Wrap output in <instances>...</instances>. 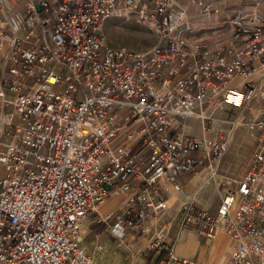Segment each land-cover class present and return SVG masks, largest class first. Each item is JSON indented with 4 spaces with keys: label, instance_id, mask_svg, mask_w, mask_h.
Segmentation results:
<instances>
[{
    "label": "built area",
    "instance_id": "obj_1",
    "mask_svg": "<svg viewBox=\"0 0 264 264\" xmlns=\"http://www.w3.org/2000/svg\"><path fill=\"white\" fill-rule=\"evenodd\" d=\"M253 1L0 0V264H95L88 217L146 233L181 175L226 151L238 126L252 139L244 168L215 211L181 202L180 226L207 242L223 230L225 264H264V8ZM122 13L157 42L109 44L103 21ZM224 108L235 114L213 116ZM117 195L122 208L101 217ZM146 247L147 264H204L160 233Z\"/></svg>",
    "mask_w": 264,
    "mask_h": 264
},
{
    "label": "rangeland",
    "instance_id": "obj_2",
    "mask_svg": "<svg viewBox=\"0 0 264 264\" xmlns=\"http://www.w3.org/2000/svg\"><path fill=\"white\" fill-rule=\"evenodd\" d=\"M224 1L227 5H231V7H235L238 5H245L248 3H253V0H219ZM262 2L263 0H259ZM107 23L110 26H107ZM102 32L104 33L106 40L109 44L114 46H125L127 48L132 49H145L152 46L154 43L157 42V38L153 33L148 31L143 26L136 23L130 15H126L122 13L121 15H110L106 17L102 24ZM228 114H235L231 111H227L226 108L224 109H216L213 113V116L216 118H224ZM192 128L194 131L200 132L202 128L196 121L190 120ZM215 124V121H214ZM199 128V129H198ZM252 139L247 134V130L244 126L236 127L233 132L231 133V143L228 149L222 153L219 157H212L211 161H204L200 167L197 168L196 172L187 173L186 174V182L194 176L195 174H204L208 180L204 182L200 187L197 185H190L188 190L183 186L182 190H171L168 193V200L166 201V209L164 216L166 215L168 220H172L173 216L178 212L179 206L183 201H191L199 206L206 208L210 211H215L217 204L220 201L222 194L225 190L231 187L229 181L232 177L239 174L245 166L246 158L249 153L251 147ZM219 159L218 164L215 166V159ZM213 170V173L211 172ZM180 201V202H179ZM99 209V208H98ZM175 209L177 212L175 213ZM178 214L177 222L180 225L181 221V213ZM92 219L91 224L86 223V228L84 231V240L83 245L85 248L90 251L92 254H95V245L98 241L92 243L91 240V233L94 230H99L104 234H109V230L107 227V223L104 221H96L95 219L99 218L97 214H93L88 219ZM100 219V218H99ZM85 220V221H86ZM84 221V223H85ZM155 220L153 221V224ZM192 228L195 233H197L198 226L197 224L192 223H183L181 227ZM90 229H92L90 231ZM106 229V230H104ZM218 232L215 240L218 239ZM221 233L225 234V236L230 240L231 238L222 230ZM130 234L133 235L130 241L136 242V240L140 237H145L144 232L140 229L131 230ZM112 236V235H111ZM198 239L205 243V239L203 236L197 235ZM92 243V244H90ZM233 243L229 244L227 251L221 254V251H215L214 257L220 259V264H225L230 253L232 250ZM130 246V245H129ZM131 247V246H130ZM95 248V249H94ZM94 249V250H93ZM98 251V250H97ZM96 251V252H97ZM147 248V253H150V259L153 258L154 253ZM102 252V251H100ZM131 252L126 248L125 250L116 249L115 252L112 254L111 259H129ZM94 256V255H93ZM95 262V260H94Z\"/></svg>",
    "mask_w": 264,
    "mask_h": 264
},
{
    "label": "crops",
    "instance_id": "obj_3",
    "mask_svg": "<svg viewBox=\"0 0 264 264\" xmlns=\"http://www.w3.org/2000/svg\"><path fill=\"white\" fill-rule=\"evenodd\" d=\"M261 7L264 8V0L261 3ZM17 8L22 9L23 3L19 2L17 4ZM107 26H110L109 23H107ZM6 76L4 66L0 62V81L2 77ZM193 121V120H192ZM190 122V121H189ZM190 131H192L194 134L199 136H205L208 135L206 131H199L195 132L192 127L188 128ZM2 130V122L0 123V132ZM230 143H231V137H230ZM230 146V144H229ZM219 162V159H215L214 165L216 166ZM181 180H186V174L181 175ZM208 178L203 174H195L192 176L188 182H184L185 188L188 190L190 185H197L201 186L204 182H206ZM182 181V183H183ZM199 181V183H198ZM180 202V201H179ZM123 206L122 203V195L117 196H111L106 201H104L99 206V215L101 217L105 216L107 213L113 211V213L119 211ZM177 212V209H175V213ZM172 220H168L166 215L164 214L162 216H150L146 220V233L145 237H139L133 246H129L130 241L133 240V235L130 234L131 231L127 232L125 236L119 235L120 233L114 232L112 234L110 231L109 234H104L103 232H100L99 230H94L93 233H91V242L94 243L96 241H101L105 246V251H97L95 250L94 260L95 264H147L154 260L155 254L152 259H150V253H147V247L146 242L148 240L149 235L152 234H158L160 233L166 241L172 244L174 250L184 257L191 258L193 260L200 261L204 264H220V259H217L214 257L215 251L219 250L222 253H225L227 251V248L229 244H231L233 241L232 239H228L225 234L221 233L222 230H218L219 235L217 240H212L210 242L205 241L203 243L201 240L198 239L197 235H200L197 231H195L192 228H186L181 227L178 220V214L176 213ZM96 221H99L100 219L96 218ZM155 220V223L153 224V221ZM101 221V220H100ZM86 223L89 225L92 223V219H88L85 221V223L82 226V233L84 234ZM166 223H169V226L166 227ZM92 229H90L91 231ZM106 230V229H104ZM201 236V235H200ZM217 236V235H216ZM90 243V244H92ZM128 249L131 252L129 259H111L112 254L115 252L116 249L125 250ZM95 249V248H94ZM93 249V250H94ZM97 251V252H96ZM152 251V250H150ZM149 251V252H150ZM153 252V251H152Z\"/></svg>",
    "mask_w": 264,
    "mask_h": 264
},
{
    "label": "bare ground",
    "instance_id": "obj_4",
    "mask_svg": "<svg viewBox=\"0 0 264 264\" xmlns=\"http://www.w3.org/2000/svg\"><path fill=\"white\" fill-rule=\"evenodd\" d=\"M230 137H231V135H230ZM229 144H230V139H229ZM228 147H229V145H228ZM227 149H228V148H227ZM227 149H226V150H227ZM224 152H225V151H224ZM224 152H223V153H224ZM211 172L213 173V170H212ZM198 183H199V181H198Z\"/></svg>",
    "mask_w": 264,
    "mask_h": 264
}]
</instances>
